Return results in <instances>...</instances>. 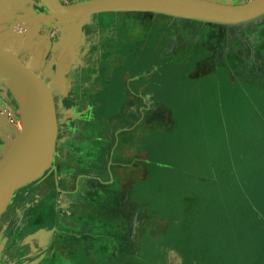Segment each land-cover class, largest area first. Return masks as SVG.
Segmentation results:
<instances>
[{"label": "crops", "instance_id": "obj_1", "mask_svg": "<svg viewBox=\"0 0 264 264\" xmlns=\"http://www.w3.org/2000/svg\"><path fill=\"white\" fill-rule=\"evenodd\" d=\"M84 1L61 0L67 8ZM17 2L24 10L16 26H25V40L12 42L25 47L26 67L49 86L56 108L77 110L60 121L56 109L53 158L39 177L12 192L0 218V254L8 250L9 264H222L207 260L204 235L215 232L195 231L204 213L191 210L188 200L181 210L174 205L166 158L174 159L179 141L190 145L196 122L202 124L197 137L209 145L207 118L182 108L241 102L264 123V17L229 27L186 16L107 12L112 18L94 14L59 24L44 2ZM0 50L20 58L1 38ZM169 76L171 104L158 93L159 81ZM89 156H96L90 164L83 161ZM147 194L153 196L149 217L141 215L148 211ZM131 218L140 221L126 225Z\"/></svg>", "mask_w": 264, "mask_h": 264}, {"label": "rangeland", "instance_id": "obj_2", "mask_svg": "<svg viewBox=\"0 0 264 264\" xmlns=\"http://www.w3.org/2000/svg\"><path fill=\"white\" fill-rule=\"evenodd\" d=\"M36 1L43 3L42 0ZM252 1L254 0H248L243 4ZM18 3L16 0H0V38L10 49L8 53L18 55L20 57L18 62L26 66L28 54L25 47L22 49V46L11 40L13 37L15 40L17 38L21 39L20 41L25 40V37L21 36L25 26H16L22 22L21 15L24 10ZM46 6L48 8V5ZM10 9L15 10L12 14L17 15L18 18L10 19L7 16V10L10 11ZM112 14H96L93 18L110 19ZM11 20L13 22H10ZM36 25L43 28L37 22ZM0 74L5 73L0 71ZM4 80L6 79L0 75V130L2 128L4 131V133L0 132L3 134L0 137V143H2L0 161L21 135L23 130L20 126L21 110L23 107H29L28 101H20L14 96ZM159 84L158 93H164L165 100L170 104L173 103L174 76L160 80ZM30 99L32 107L34 104L32 95ZM56 109L60 121L70 118L77 110L74 107ZM182 110H187L189 116L194 118H198L201 114L207 118L209 145L203 139L204 137H197L200 131L198 127L202 124L196 122L197 131H193L192 134H195V137L191 139L190 145L185 146L179 141L174 159L171 155L167 156V153L162 156L163 158L167 156L166 162L171 164L164 175H168L174 184V205L180 206L181 210L187 205L188 200L191 210L204 213V218L199 220L195 231L200 234L207 230L215 232V235H204L207 260L222 264H264L262 260L264 259V123L254 116L249 105L241 102L231 106L223 105L220 108L195 106L182 108ZM62 125H64L63 122ZM223 130L225 136H222ZM8 143L11 145L8 146ZM99 145L93 144L98 147ZM199 148L209 150L200 153ZM166 151L174 153L171 146H168ZM79 157L82 158V156ZM92 158L89 156L83 161L90 164V161L94 162L96 156ZM185 164L188 165L185 166ZM24 185H28V182L17 186L12 192L18 194L19 189ZM12 192L0 204V218L1 213L5 212L6 207L11 203ZM152 199L151 194L143 196L146 203L143 208L146 207L148 211H142V216L151 215ZM224 215L226 219L221 217ZM135 221L140 220L125 219V224L132 226ZM1 258L6 264L10 263L8 250L0 254V260ZM99 259L101 262L102 259L100 257Z\"/></svg>", "mask_w": 264, "mask_h": 264}, {"label": "water", "instance_id": "obj_3", "mask_svg": "<svg viewBox=\"0 0 264 264\" xmlns=\"http://www.w3.org/2000/svg\"><path fill=\"white\" fill-rule=\"evenodd\" d=\"M59 24L78 22L98 13L151 12L172 16L194 17L224 26H243L264 17V0H254L243 5H226L207 0H86L67 8L61 0H42ZM0 71L12 74L29 84L36 111L23 128L17 141L0 161V204L17 186L30 182L48 167L55 152L58 134L56 106L51 89L46 82L28 67L0 50ZM34 111V112H35ZM51 136L52 151L43 171L27 178L30 164L45 154V137Z\"/></svg>", "mask_w": 264, "mask_h": 264}, {"label": "bare ground", "instance_id": "obj_4", "mask_svg": "<svg viewBox=\"0 0 264 264\" xmlns=\"http://www.w3.org/2000/svg\"><path fill=\"white\" fill-rule=\"evenodd\" d=\"M44 1H48V0H44ZM0 75H2L6 79L4 80V82L10 87L15 97H17L20 101L26 100L29 103L28 108L23 107V109L21 110L20 126L24 128L28 124V122L32 120L33 116L36 114L34 108L30 106L31 94H30L29 84L25 80L17 76H14L12 74L9 75L5 73ZM52 142L53 139L51 136L45 137V146L48 148V151L45 154L38 157L37 159H35L29 165L31 169L26 175L28 179L41 173L45 168V166L47 165L50 152L52 151V147H51ZM4 203L2 204V206L4 205Z\"/></svg>", "mask_w": 264, "mask_h": 264}]
</instances>
